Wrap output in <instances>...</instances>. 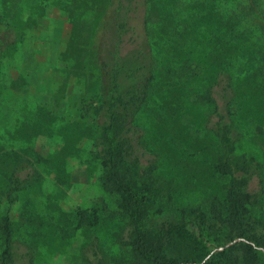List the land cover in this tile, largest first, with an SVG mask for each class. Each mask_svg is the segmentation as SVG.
<instances>
[{
  "label": "rangeland",
  "instance_id": "374dc122",
  "mask_svg": "<svg viewBox=\"0 0 264 264\" xmlns=\"http://www.w3.org/2000/svg\"><path fill=\"white\" fill-rule=\"evenodd\" d=\"M121 1L130 11L117 49L120 78L130 83L129 71L145 57L156 76L135 120L153 151L136 153L139 167L155 159L148 183L159 194L147 215L153 236L167 222L192 230V211L223 199L227 178L209 167L218 157L209 129L215 105L239 132L236 155L258 165L247 191L259 201L250 210L264 227V0ZM115 7V0H0V155L29 150L64 164L67 175L60 183L55 170L41 168V178L12 207L16 264H29V254L34 264H149L120 240L127 221L118 197L101 182L91 138L88 104L101 88L102 59H111L116 43ZM212 17L233 27L238 41L213 47L209 41L222 26ZM206 23L210 38L198 45L196 33H209ZM211 77L219 83L210 88ZM136 174L139 184V169ZM26 211L48 226L35 243Z\"/></svg>",
  "mask_w": 264,
  "mask_h": 264
},
{
  "label": "trees",
  "instance_id": "16d2710c",
  "mask_svg": "<svg viewBox=\"0 0 264 264\" xmlns=\"http://www.w3.org/2000/svg\"><path fill=\"white\" fill-rule=\"evenodd\" d=\"M115 2L116 7L110 13L114 22L116 43L111 59H102L101 88L88 105L95 121L91 138L95 157L100 161L102 169L101 182L116 194L121 214L127 221L126 235L120 237L121 242L131 247L138 260L149 264H264V233L259 229L264 227L250 210L259 201L247 191V185L258 165L253 159L246 160L236 155L239 132L225 113L219 111L217 105L214 106L217 120L209 129L218 144V157L209 167L213 170L212 173L227 178L223 199L214 202L215 204L204 211H192V230H188L182 223L174 222L163 223L155 236L149 229L148 210L159 194L148 183L149 173L156 168L155 159L149 161L146 169L139 167L140 156L136 153L142 150L153 155V151L148 149L135 120L142 105L147 102L156 76L153 70L151 72L150 63L145 57L142 65L129 71L128 76L132 79L130 83L125 84L121 80L117 49L128 26L130 6L128 3L125 7L121 0ZM151 2L153 0H146L145 3L149 6ZM114 5L112 1L111 7ZM211 21L222 26L221 30L217 28L219 35L213 36L212 41H209L213 47L224 41L227 42L226 45L232 46L238 41L240 34L237 35L233 27L228 24L223 26L224 23L218 17H212ZM199 22L200 19L193 18L194 24ZM208 23L205 28L209 31L208 34H201L199 31L196 33L195 42L198 45H205L210 38L211 26ZM231 46H227L228 49ZM211 80L214 82H211L210 88L218 85L217 77H211ZM226 88L230 89L231 86L227 83ZM207 95L206 100L214 103L209 97L210 94ZM227 106L228 103L224 108ZM23 152L13 150L0 155V204L3 205H0V264H16V238L19 237V231L12 221L11 210L23 199L24 192L41 178L40 169L55 170L60 183L67 180L64 164L30 156L29 150ZM181 162L184 161L178 162L180 168ZM137 168L142 177L139 184ZM252 169L255 172L252 173ZM24 171L26 175L21 177L20 173ZM25 207L30 208V204ZM28 211L25 217L28 218L27 229L30 230L28 233L31 241L35 243L39 233L48 231V226L33 212ZM224 233L226 235L223 237ZM212 234L216 238H225L226 243L219 244L220 239L212 238ZM233 238L238 241L231 244ZM29 244L27 245L31 249L32 245ZM236 251H242V255L237 256ZM26 257L29 264L36 261L31 254Z\"/></svg>",
  "mask_w": 264,
  "mask_h": 264
}]
</instances>
